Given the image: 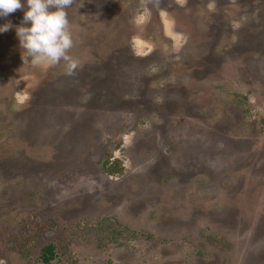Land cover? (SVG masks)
<instances>
[{"label":"rangeland","instance_id":"1","mask_svg":"<svg viewBox=\"0 0 264 264\" xmlns=\"http://www.w3.org/2000/svg\"><path fill=\"white\" fill-rule=\"evenodd\" d=\"M66 11L72 76L0 33V264H264V0Z\"/></svg>","mask_w":264,"mask_h":264},{"label":"clouds","instance_id":"2","mask_svg":"<svg viewBox=\"0 0 264 264\" xmlns=\"http://www.w3.org/2000/svg\"><path fill=\"white\" fill-rule=\"evenodd\" d=\"M73 0H0V17L23 8V22L0 24V33L15 29L20 48L34 65L56 66L63 62L64 74L72 76L78 63L69 55L73 47L68 9Z\"/></svg>","mask_w":264,"mask_h":264},{"label":"trees","instance_id":"3","mask_svg":"<svg viewBox=\"0 0 264 264\" xmlns=\"http://www.w3.org/2000/svg\"><path fill=\"white\" fill-rule=\"evenodd\" d=\"M41 256L44 262H48L53 256V247L51 245L43 247Z\"/></svg>","mask_w":264,"mask_h":264}]
</instances>
